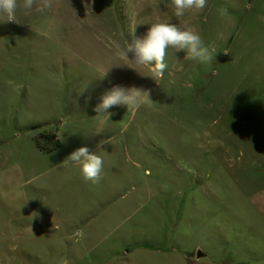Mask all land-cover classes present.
<instances>
[{
    "label": "rangeland",
    "instance_id": "1",
    "mask_svg": "<svg viewBox=\"0 0 264 264\" xmlns=\"http://www.w3.org/2000/svg\"><path fill=\"white\" fill-rule=\"evenodd\" d=\"M43 2L0 14V264H264V0ZM155 22L215 59L169 46L155 81L120 56ZM114 85L151 103L97 114ZM81 146L97 183L67 159Z\"/></svg>",
    "mask_w": 264,
    "mask_h": 264
},
{
    "label": "clouds",
    "instance_id": "2",
    "mask_svg": "<svg viewBox=\"0 0 264 264\" xmlns=\"http://www.w3.org/2000/svg\"><path fill=\"white\" fill-rule=\"evenodd\" d=\"M34 2L35 0H24L23 7L31 9ZM172 2L177 17L183 16L186 10L202 11L207 5V0H172ZM43 7H51V0H44ZM16 9L17 0H0V14L6 16L5 21L17 22ZM218 11L221 16L228 15L227 8L221 7ZM169 46L177 51H185L188 59L197 60L202 64L211 63L216 56L215 50L205 46L197 33L181 29L169 22L152 23L141 39L134 44L127 43L126 47L120 49V56L136 65L148 66L151 77L156 81V78L163 77L167 68L165 57ZM100 101L93 109L97 114H108L107 110L116 105H127L128 109H131L140 104L151 103L149 90H142L135 86L125 88L121 85H114L107 90L100 97ZM57 139L61 143L65 142L64 138ZM67 159L79 167L86 181L99 182L104 162L96 151L93 152L89 147L81 146L72 151Z\"/></svg>",
    "mask_w": 264,
    "mask_h": 264
},
{
    "label": "trees",
    "instance_id": "3",
    "mask_svg": "<svg viewBox=\"0 0 264 264\" xmlns=\"http://www.w3.org/2000/svg\"><path fill=\"white\" fill-rule=\"evenodd\" d=\"M40 138H42V139H46V140H48V141L51 142V145H50L49 147H47V148H43V147L41 146V144L38 143V141H37L38 147H39L42 151H44V152H46V153H50V152H52L53 150H55V149H57L58 147H60V141L57 139V138H58L57 134H44V135L40 136Z\"/></svg>",
    "mask_w": 264,
    "mask_h": 264
},
{
    "label": "water",
    "instance_id": "4",
    "mask_svg": "<svg viewBox=\"0 0 264 264\" xmlns=\"http://www.w3.org/2000/svg\"><path fill=\"white\" fill-rule=\"evenodd\" d=\"M205 255H204V253L201 251V250H198L197 251V254H196V257H197V259H201V258H203Z\"/></svg>",
    "mask_w": 264,
    "mask_h": 264
},
{
    "label": "crops",
    "instance_id": "5",
    "mask_svg": "<svg viewBox=\"0 0 264 264\" xmlns=\"http://www.w3.org/2000/svg\"><path fill=\"white\" fill-rule=\"evenodd\" d=\"M59 137V136H58Z\"/></svg>",
    "mask_w": 264,
    "mask_h": 264
}]
</instances>
